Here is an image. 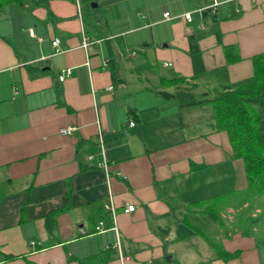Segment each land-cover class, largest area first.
Returning a JSON list of instances; mask_svg holds the SVG:
<instances>
[{"label": "crops", "instance_id": "1", "mask_svg": "<svg viewBox=\"0 0 264 264\" xmlns=\"http://www.w3.org/2000/svg\"><path fill=\"white\" fill-rule=\"evenodd\" d=\"M189 35L203 70H226L202 83L250 78L253 57L264 54V0L0 7V182L11 191L0 200V264H83L100 252L110 257L102 264H264L261 207L259 224L243 234L246 207L236 206L229 223L224 209L219 220L195 204L247 187L228 133L217 130L211 106L180 107L157 92L163 77L193 82ZM65 69L71 74L60 81ZM68 126L72 134L61 135ZM100 134L108 171L97 165ZM127 205L135 210L125 213ZM56 210L49 229L45 218ZM207 238L238 255L220 257Z\"/></svg>", "mask_w": 264, "mask_h": 264}, {"label": "trees", "instance_id": "2", "mask_svg": "<svg viewBox=\"0 0 264 264\" xmlns=\"http://www.w3.org/2000/svg\"><path fill=\"white\" fill-rule=\"evenodd\" d=\"M20 1L23 0H0V7L6 3ZM189 46L194 67L193 82L188 83L185 77L173 79L163 77L161 86L165 88L157 92L165 98L174 100L180 107L200 105L212 107L217 130L228 133L233 157L240 158L244 162L247 187L244 190L230 191L223 195L199 200L195 204L203 207V211L209 210L219 220L223 209L226 211L230 207H246L242 212L244 224L240 230L243 234H251L253 227L259 224L262 217V214L258 215L260 212L253 214L258 206L264 210V54L253 57L254 75L252 77L235 83L215 84L214 87H210V82L203 81L204 87L203 77L207 79L211 77L214 84V75L220 72L224 74L226 70L224 68L211 72L203 70L200 50L194 35H189ZM170 86H174L173 91L166 89ZM202 86L204 90H200ZM10 192V185L6 181L0 182V200ZM99 211L100 218L109 219V213L106 210L107 213L101 209ZM60 212L56 210L46 216L45 221L49 229L55 226L53 222ZM111 225L112 222L109 221L107 226ZM207 242L224 259L238 255V251L226 252L214 239L207 238ZM258 244L264 245V239L258 238ZM108 260L110 257L106 256L105 252H100L97 256L84 261L83 264L93 262L102 264Z\"/></svg>", "mask_w": 264, "mask_h": 264}, {"label": "built area", "instance_id": "3", "mask_svg": "<svg viewBox=\"0 0 264 264\" xmlns=\"http://www.w3.org/2000/svg\"><path fill=\"white\" fill-rule=\"evenodd\" d=\"M78 1H79V0H77V2H78ZM77 4H78V3H77ZM217 5H218L217 2H215L214 5L211 6V8H212V7H216ZM164 16H165L166 18H169V16H170L169 12H165V13H164ZM184 18H185V20H186L187 22H191V21H192V17H191V14H190V13H185V14H184ZM31 32H32V31H31ZM60 44H61V40H60L59 38H54V39H53V41H52V46L55 48V51H56L57 53H59V52L62 51V48H61ZM89 44H90V39H89L86 35H84V37H83V42H82V46H83L84 48H86L87 46H89ZM131 55H135V53H132ZM108 61H109V59L106 58L105 61H104V65H105V66L108 65ZM70 74H71V69H65V70H63V71L61 72V74L59 75V80H60V81H64L65 78L68 77ZM112 88H113L112 86L109 87V89H112ZM14 92H15V94H17L16 89H14ZM134 125H135V122H134L133 120H131V121L129 122V124H128V126H130V127H133ZM74 130H75V127H73V126H68V127L61 128L60 131H59V133H60L61 135H70V134H72V132H73ZM122 131H123L124 135H127V130H126V129H124V130H122ZM99 142H100V143H99V155H100V157H101V161H100L97 165H98L100 168L105 169V171H108V161H107V159H106V157H105V152H104V149H103V140H102V135H101V134L99 135ZM88 158H89V159H93V158H94V155H93V154H90V155L88 156ZM106 208H107L108 210L111 211V213H112V215H113V219H115V211H116V209L114 208L113 204H112V203H107V204H106ZM134 210H135V206H134V205H127V206L124 207V212H125V213H131V212H133ZM258 211H259V210H258ZM258 211H256L253 215H256V213H257ZM235 213H236V210H235L234 208L230 207V208H228L226 211H223L221 215H222V217H223L225 220H227L229 223H232L231 220H232V219H235ZM100 225H103V223L100 222ZM97 229H98V230H101L102 227H98ZM36 244H37V243L34 242V241L31 242V245H32L33 247H34Z\"/></svg>", "mask_w": 264, "mask_h": 264}, {"label": "rangeland", "instance_id": "4", "mask_svg": "<svg viewBox=\"0 0 264 264\" xmlns=\"http://www.w3.org/2000/svg\"><path fill=\"white\" fill-rule=\"evenodd\" d=\"M212 108V107H211ZM260 206H258V208H259ZM259 210V211H258ZM256 211H258V212H260V209H256ZM232 222H234L235 221V219H232L231 220Z\"/></svg>", "mask_w": 264, "mask_h": 264}]
</instances>
